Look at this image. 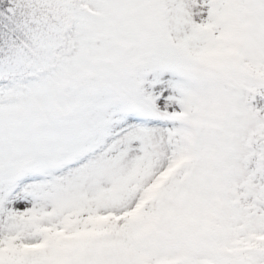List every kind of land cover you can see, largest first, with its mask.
Masks as SVG:
<instances>
[{
	"label": "snow or ice",
	"instance_id": "6c2138e0",
	"mask_svg": "<svg viewBox=\"0 0 264 264\" xmlns=\"http://www.w3.org/2000/svg\"><path fill=\"white\" fill-rule=\"evenodd\" d=\"M0 264H264V0H0Z\"/></svg>",
	"mask_w": 264,
	"mask_h": 264
}]
</instances>
